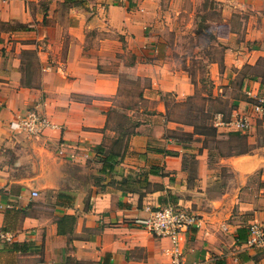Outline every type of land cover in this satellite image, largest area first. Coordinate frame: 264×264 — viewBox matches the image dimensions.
Wrapping results in <instances>:
<instances>
[{
	"label": "crops",
	"instance_id": "0c3cea01",
	"mask_svg": "<svg viewBox=\"0 0 264 264\" xmlns=\"http://www.w3.org/2000/svg\"><path fill=\"white\" fill-rule=\"evenodd\" d=\"M209 1L216 16L186 22L221 49L207 52L201 92L214 128L198 131L168 105L200 82L172 57L166 0H0V264H171L170 241L135 222L167 203L199 218L180 264H264V248L246 243L250 222L264 227V114L250 111L264 91V0ZM131 72L147 79L138 98L148 105L119 149L109 113ZM28 111L57 127L8 126ZM219 111L248 113L250 126H215ZM232 138L243 149L216 141Z\"/></svg>",
	"mask_w": 264,
	"mask_h": 264
},
{
	"label": "rangeland",
	"instance_id": "374dc122",
	"mask_svg": "<svg viewBox=\"0 0 264 264\" xmlns=\"http://www.w3.org/2000/svg\"><path fill=\"white\" fill-rule=\"evenodd\" d=\"M169 5V14L171 17H175L173 23L174 30L167 37L168 44L174 49L173 59L180 67L188 68V73L192 79L198 82L196 89V95L188 99L182 104L168 103L174 116L180 119L193 120L196 123H208L210 122L202 112L203 96L202 91H206L208 87L207 71V58L210 55L207 52H215V57H220L221 49L216 44H210L209 38H205L202 35L194 36L191 34V27L186 26V22L191 18H205L214 17L218 14V6L209 0H166ZM177 17V18H176ZM183 17V19H180ZM182 21L184 23H182ZM177 32L178 36H175ZM210 45V49H208ZM32 60V56H31ZM264 66V61L260 63ZM148 83L147 79L144 80L140 77L127 78V73L122 79V86L120 90V97L115 100L114 108L109 113L110 125L114 127L117 132L129 131L134 128V119L132 116L139 117V108L144 104L148 105L144 101H141L138 97L142 92V87ZM200 108V111L197 110ZM131 109H135L131 112ZM129 113L133 115H128ZM219 146H234L237 149H243L241 139L232 138L231 140L216 139ZM124 142V140H123ZM75 173L79 172L78 167H72ZM87 181L95 182L99 175L95 173H88L85 175ZM38 191L44 192L42 187L38 188Z\"/></svg>",
	"mask_w": 264,
	"mask_h": 264
},
{
	"label": "built area",
	"instance_id": "2783aa9c",
	"mask_svg": "<svg viewBox=\"0 0 264 264\" xmlns=\"http://www.w3.org/2000/svg\"><path fill=\"white\" fill-rule=\"evenodd\" d=\"M250 111L261 116L264 114V91L252 96L250 101ZM214 125L224 126L232 130H245L250 126V115L248 113L236 114L229 118H224L221 112L214 115ZM8 126L12 130L24 131L28 136L41 134L47 128H55L57 125L44 114L28 111L25 114H18L9 121ZM62 152V150H60ZM32 196L38 195V191L33 189ZM147 214L135 219V222L158 238H167L170 243L171 264H180L182 253L183 236L189 230L199 226V218L190 208L174 203L146 207ZM249 237L247 245L264 248V227L257 221L248 225ZM11 239V235L6 236Z\"/></svg>",
	"mask_w": 264,
	"mask_h": 264
},
{
	"label": "trees",
	"instance_id": "16d2710c",
	"mask_svg": "<svg viewBox=\"0 0 264 264\" xmlns=\"http://www.w3.org/2000/svg\"><path fill=\"white\" fill-rule=\"evenodd\" d=\"M210 86L212 87V83H210ZM197 110L200 111V108H197ZM202 112H203V109H202ZM219 112H221V111H219ZM222 114H223L224 118H226L223 112H222ZM136 123H137V121L134 122V125H133L134 127L136 126ZM190 123L198 131H203L202 129H204V127L206 129H209V128L212 129V128H214L213 125H206L207 122L206 123H196L195 121L190 120ZM133 132H134V128L132 130H129V131L124 130V131L118 132V142L116 144V147L119 148V149H121L123 147V145H124L123 140L125 139V137H127L130 134H132ZM116 155H118V151L111 150L108 153H104L103 156H102V158H103L102 169H104L105 166L106 167L107 166L108 167H111L110 166V161H113V159H114V157ZM215 264H224V261L222 259H217L216 262H215Z\"/></svg>",
	"mask_w": 264,
	"mask_h": 264
}]
</instances>
